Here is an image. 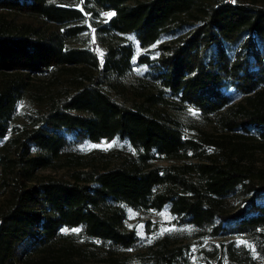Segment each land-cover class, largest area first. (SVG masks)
<instances>
[{
	"label": "trees",
	"instance_id": "16d2710c",
	"mask_svg": "<svg viewBox=\"0 0 264 264\" xmlns=\"http://www.w3.org/2000/svg\"><path fill=\"white\" fill-rule=\"evenodd\" d=\"M259 154L264 0H0V264H264Z\"/></svg>",
	"mask_w": 264,
	"mask_h": 264
},
{
	"label": "rangeland",
	"instance_id": "374dc122",
	"mask_svg": "<svg viewBox=\"0 0 264 264\" xmlns=\"http://www.w3.org/2000/svg\"><path fill=\"white\" fill-rule=\"evenodd\" d=\"M135 74V73H134ZM38 82H47V78L39 77ZM127 79L126 81H129ZM110 91V90H106ZM110 94L115 97L117 100H120L114 93L110 91ZM26 110H29L27 106H24ZM23 108V109H24ZM184 124L192 129H203L210 131V127L199 121L198 117L192 112L180 115L179 118ZM16 123H24L22 117H18ZM123 143L110 142L106 144H86L82 147L85 154L92 153H113V162L117 161L120 157L118 154L127 153V149L122 147ZM115 154V155H114ZM255 165L257 167H264V154H259L254 157ZM113 164V163H112ZM167 162H156L155 165H166ZM40 176L51 177L54 179H68L69 171L66 169L60 170H41L38 172ZM171 218L166 211H163L159 214H143L135 212L133 210L127 209L125 227L126 229H134L136 233L145 240L147 244H153L156 242L167 241L172 245H180L185 243H192L193 241L188 239V230L187 229H176L171 225ZM147 223H149V234L147 233ZM239 241H246V239H239ZM146 250L142 249L140 252H145ZM129 256L134 255V252L129 253ZM132 258V257H131ZM83 264H106L102 263L99 259H90L83 261Z\"/></svg>",
	"mask_w": 264,
	"mask_h": 264
},
{
	"label": "snow or ice",
	"instance_id": "6c2138e0",
	"mask_svg": "<svg viewBox=\"0 0 264 264\" xmlns=\"http://www.w3.org/2000/svg\"><path fill=\"white\" fill-rule=\"evenodd\" d=\"M107 15L111 16V15H113V13H109V14H107ZM74 231H77V230H74Z\"/></svg>",
	"mask_w": 264,
	"mask_h": 264
}]
</instances>
